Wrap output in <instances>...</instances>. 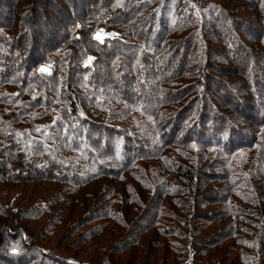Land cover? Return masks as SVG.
<instances>
[{"label": "trees", "instance_id": "obj_1", "mask_svg": "<svg viewBox=\"0 0 264 264\" xmlns=\"http://www.w3.org/2000/svg\"><path fill=\"white\" fill-rule=\"evenodd\" d=\"M65 3L63 9H57V16L66 17L68 10L76 11L79 7L75 4L73 9L71 2ZM125 3L126 0L112 1L97 10L98 20L85 18V25L71 20L68 26L73 33L65 41H60L55 32L62 18L58 21L57 17H51L43 23L34 16L18 27L12 14L1 20L4 33L0 35V90L9 86L16 92H5L3 102L7 108L0 111V193L22 188L35 196L37 190L33 188L52 190L50 196L45 193L29 198L25 214L15 220L13 216L17 215L13 212L0 210V245L6 244L3 247L8 253L4 264L25 263L26 252L40 245L36 242L39 239L32 236L23 240V234L31 229L29 221L47 225L45 217L50 222L51 217L70 214V222L79 207L82 215L77 223L63 226L64 218L61 223L54 220L52 236L68 233L73 229L70 225H74V230L85 225L89 227L86 233L97 237L105 227L93 224L95 219L118 221L119 229L110 227L102 245L115 237L124 240L130 234L129 229L152 206L156 205L158 210L152 226L166 211L163 206L189 208L202 189L199 180L202 155L215 149L236 152L250 163L248 170H244L249 180H231L227 188L233 190L237 199L235 189L255 190L257 198L244 204L248 209L243 211L258 216L264 223V166H254L264 162V111L261 118L250 93L245 96L231 89L214 92L210 86L213 82L207 83L204 77L192 87L172 84L169 76H164V72H171L161 71L159 64L166 58L160 50L165 40L160 47L152 40L159 33L164 38L170 33L157 22H146L139 10L135 13ZM35 5L39 7L38 3ZM127 7L130 16L126 19L118 16L120 21L116 20L112 26L114 34L132 42L122 41L125 42H119L122 47L119 44L114 47L113 41H96L93 34L97 24L101 27L107 22L104 15L110 16L117 9L120 15ZM33 12L36 14L37 8ZM122 16L125 18V14ZM21 28L29 32L34 29L22 51V43L17 41ZM49 52H54V59L46 56ZM148 52L158 56V62ZM45 68L50 71H41ZM167 86L176 90L171 92ZM192 95L196 98L189 99ZM217 95L221 100L218 105L223 108L220 112L212 107ZM234 115L252 119L259 126L256 133L262 139L252 138L250 130L234 122ZM182 147L192 153L202 152L186 174L172 161ZM150 160L156 163L155 171L142 170L141 163ZM232 176L233 173L224 176L223 180L230 181ZM174 178L184 182L189 190L172 189ZM182 197L190 203L181 200ZM167 198L172 202H166ZM110 199L108 209H99L100 204L109 203ZM45 225L42 231L49 229ZM13 226L20 227L18 233L10 234L8 230ZM157 237L162 238L163 234L158 233ZM10 241H18L19 246H9ZM47 244L48 248L53 243Z\"/></svg>", "mask_w": 264, "mask_h": 264}, {"label": "rangeland", "instance_id": "obj_2", "mask_svg": "<svg viewBox=\"0 0 264 264\" xmlns=\"http://www.w3.org/2000/svg\"><path fill=\"white\" fill-rule=\"evenodd\" d=\"M30 1L32 3H29ZM67 1L74 5L73 9L76 8L75 4H79V7L76 11L68 10L66 17L60 14L57 16V9H63ZM112 1L114 0H0V35L4 33V28H2L4 21L1 20L10 17V14L16 19L15 27L34 16L37 19L40 18L41 22L43 20V23L50 21L51 17H57L58 21L62 18V22L55 26L56 37L59 36L60 41H65L73 33L68 23L72 24L76 21L85 25V18L88 17L98 20L97 10L100 11L103 6H107ZM36 3L39 7H36ZM125 4L132 6L135 13L139 10L146 22H157L160 28L162 27L164 31L166 28L170 33H167L166 38L164 34L159 33L157 38L152 40L156 42L157 47H160L161 41L165 40L160 50L166 58L163 61L160 60L159 64L161 71L171 72H164V76H169L172 84L185 88L192 87L200 84V80L204 77L207 83L213 82L210 86L214 92L217 89H224L223 92L231 89L229 91L245 94V96L250 93L252 98H255L253 102L257 108L256 112L262 118L261 113L264 111V0H126ZM35 8H37L36 14L33 12ZM48 8L49 11L46 13ZM122 14H125V18ZM130 14L128 7L122 10L120 15H118V9L114 14L109 13L113 20L105 14L107 22L102 23L101 27L96 25L93 37L100 43H104L105 40L113 41L114 47L118 44L122 47L121 44L132 42L114 34L112 26L116 20L120 21L118 16L126 19ZM179 26L181 29H178ZM122 29L125 28L122 27ZM21 30L22 28L17 32L20 34L17 41H21L20 50L22 51L29 42L28 35L34 29L30 32L27 28ZM148 54L158 62V56L156 58L153 52H148ZM46 56L50 59L55 57L54 52H49ZM180 74L184 77L178 78ZM223 84L225 86H222ZM166 88L171 92L176 90L172 86ZM5 92L15 93L16 89L8 86L0 90L1 112L7 108L6 102H3L6 100ZM188 98L192 99L196 96L192 95ZM218 101L221 102L217 95L216 103L212 107L220 112L223 108L219 107ZM249 106L253 105L250 103ZM251 113L255 115L252 110ZM234 116L232 117L234 122L252 132L250 133L252 138L257 136L259 140L262 139L261 134L256 133L259 126L255 125L252 119L246 120ZM178 152L172 161L174 164H179L177 168L185 174L190 170L198 154H202V152L192 153L184 147L178 149ZM242 155L245 156V154ZM202 159L204 162L201 167L199 166L201 174L199 180L202 189L200 196L196 197L189 208L172 209L163 206L166 211H162L164 213L160 215L159 221L152 226L156 222L155 216L158 215L157 206H152L149 213L143 214L142 218L137 220L136 225L129 229L130 234L126 235L124 240L115 237L108 242L105 241L102 245L101 240L107 235L106 231H110V227L119 229L118 221L107 220L106 222V220L95 219L93 224L105 227L104 232L97 237L88 235L86 230L89 227L85 225L74 230V225L82 215L79 207L74 210V215H71L70 222L74 225L68 227L73 229L63 235L59 233V235L52 236L51 228H53L54 220L61 223L64 218L63 226L70 223L68 221L70 214H66L63 218L61 215L55 216L56 218L51 217L50 222L49 217L43 218L49 225V229L45 231H42L44 223L29 221L31 229L25 232V235L23 234V240L32 236L39 239L36 242L40 245L26 252L27 261L23 264H264V223H261L258 216H250L243 211L248 209L244 204H247L251 198L256 199L257 194L255 190L252 191L251 187L252 190L248 191L237 188L235 189L239 197L237 199L233 190L227 188L231 180L236 182L249 180L244 170H248L250 163L236 152L232 153L222 149L204 153ZM141 164L142 170L150 168L154 172L157 168L156 163L151 160ZM226 166L232 170H227ZM254 166L263 168L264 162ZM231 173L234 176L230 181H224L223 177L230 176ZM257 174L254 173L255 176H258ZM173 187L172 189L179 191L189 190L184 182L175 178ZM33 189L37 190L35 195L37 198L45 193L50 196L52 192L50 189L45 190L44 187ZM239 192L244 194L243 197L238 194ZM35 196H30V193L22 188L6 190L0 193V210L5 212V208L13 212L17 215L13 216L15 220L25 214L24 208L29 198L34 197L35 199ZM181 200L190 203L185 197ZM165 201L172 202L169 198ZM106 202L102 203L103 205L100 204L99 209H108L111 199L109 203ZM235 205L242 206V208H237ZM15 228L17 227H10L8 230L10 234L18 233L20 227L18 226L17 230ZM92 232L95 234V231ZM158 233L163 234V237H157ZM86 237L88 239L85 242ZM47 241L53 243L48 247L53 250L47 248ZM9 243V246H19L18 241ZM5 245H0V264H4L8 257L7 250L3 247Z\"/></svg>", "mask_w": 264, "mask_h": 264}, {"label": "snow or ice", "instance_id": "obj_3", "mask_svg": "<svg viewBox=\"0 0 264 264\" xmlns=\"http://www.w3.org/2000/svg\"><path fill=\"white\" fill-rule=\"evenodd\" d=\"M99 38V37H98ZM89 59H91V58H89ZM41 71H47V69H41Z\"/></svg>", "mask_w": 264, "mask_h": 264}]
</instances>
